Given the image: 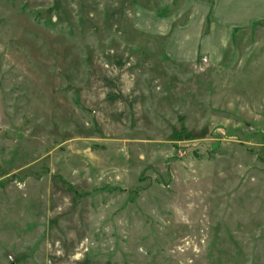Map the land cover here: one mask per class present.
<instances>
[{
    "label": "rangeland",
    "instance_id": "374dc122",
    "mask_svg": "<svg viewBox=\"0 0 264 264\" xmlns=\"http://www.w3.org/2000/svg\"><path fill=\"white\" fill-rule=\"evenodd\" d=\"M159 8L0 0V264H264V35L177 64Z\"/></svg>",
    "mask_w": 264,
    "mask_h": 264
},
{
    "label": "crops",
    "instance_id": "0c3cea01",
    "mask_svg": "<svg viewBox=\"0 0 264 264\" xmlns=\"http://www.w3.org/2000/svg\"><path fill=\"white\" fill-rule=\"evenodd\" d=\"M159 9L137 11L138 29L163 37L175 63L197 64L208 57L221 64L236 33L254 26L264 35V0H158ZM169 9L167 14L162 10Z\"/></svg>",
    "mask_w": 264,
    "mask_h": 264
}]
</instances>
